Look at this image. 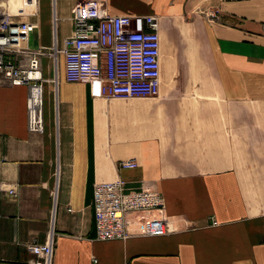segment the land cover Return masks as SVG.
Returning a JSON list of instances; mask_svg holds the SVG:
<instances>
[{
	"label": "crops",
	"instance_id": "0c3cea01",
	"mask_svg": "<svg viewBox=\"0 0 264 264\" xmlns=\"http://www.w3.org/2000/svg\"><path fill=\"white\" fill-rule=\"evenodd\" d=\"M75 1L35 0L12 15L33 23L27 46L61 47ZM99 1L154 15L158 91L92 96L65 78L61 51L55 65L42 53L36 132L26 84L0 80V264H41L26 244L50 225L49 264H264V0ZM129 157L135 166L117 165ZM115 178L158 190L171 230L98 238L92 184Z\"/></svg>",
	"mask_w": 264,
	"mask_h": 264
},
{
	"label": "built area",
	"instance_id": "2783aa9c",
	"mask_svg": "<svg viewBox=\"0 0 264 264\" xmlns=\"http://www.w3.org/2000/svg\"><path fill=\"white\" fill-rule=\"evenodd\" d=\"M35 0H22V6L10 11L0 8V80L10 84L24 83L25 126L29 131L42 130V80L39 55L51 56L55 65L56 52L64 57V76L68 80L88 83L92 96H150L159 85V37L152 14L109 13L99 0H76L71 8L72 30L57 47L55 38L50 48H30L27 36L33 23L13 19L23 6ZM119 167L136 165L132 157L120 159ZM13 192L12 187L6 189ZM91 205L95 234L98 238H125L133 234L159 235L171 230L161 214L162 194L141 184L125 187L124 180L96 181L92 184ZM159 211L158 215L150 213ZM134 213L133 226L127 214ZM29 251L49 264L52 252V229L41 243L26 244ZM95 259H93L94 261Z\"/></svg>",
	"mask_w": 264,
	"mask_h": 264
},
{
	"label": "bare ground",
	"instance_id": "6f19581e",
	"mask_svg": "<svg viewBox=\"0 0 264 264\" xmlns=\"http://www.w3.org/2000/svg\"><path fill=\"white\" fill-rule=\"evenodd\" d=\"M4 2V5L10 10V11H14L16 9V7L18 6H22V0H19V4H16L15 2H13V0H4L2 1ZM1 2V4H2Z\"/></svg>",
	"mask_w": 264,
	"mask_h": 264
}]
</instances>
